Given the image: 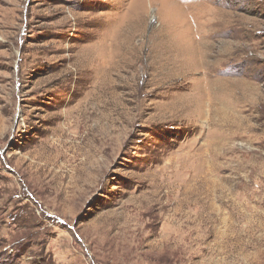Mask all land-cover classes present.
I'll list each match as a JSON object with an SVG mask.
<instances>
[{"label":"rangeland","instance_id":"374dc122","mask_svg":"<svg viewBox=\"0 0 264 264\" xmlns=\"http://www.w3.org/2000/svg\"><path fill=\"white\" fill-rule=\"evenodd\" d=\"M0 264H264V0H0Z\"/></svg>","mask_w":264,"mask_h":264},{"label":"bare ground","instance_id":"6f19581e","mask_svg":"<svg viewBox=\"0 0 264 264\" xmlns=\"http://www.w3.org/2000/svg\"><path fill=\"white\" fill-rule=\"evenodd\" d=\"M200 101V100H199ZM199 104H200V102H199Z\"/></svg>","mask_w":264,"mask_h":264}]
</instances>
